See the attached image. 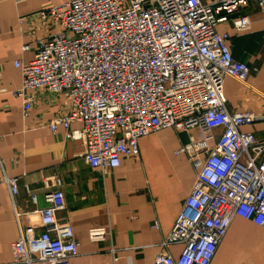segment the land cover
Here are the masks:
<instances>
[{"label": "built area", "instance_id": "built-area-1", "mask_svg": "<svg viewBox=\"0 0 264 264\" xmlns=\"http://www.w3.org/2000/svg\"><path fill=\"white\" fill-rule=\"evenodd\" d=\"M250 4L264 10V0H68L38 15L59 31L39 42L33 60L14 61L21 72L14 95L23 103V117L33 104L30 90L62 94L67 104L50 129L62 126L71 139H81L83 159L93 170L138 157L139 139L163 128L177 133L197 127L198 145L212 144L204 160L199 153L190 158L194 185L161 243L162 249L181 244L183 250L177 259L164 250L152 264H210L235 218L264 226V140L241 131L264 124V112L227 109L224 79L243 83L250 69L232 57L229 33L216 30ZM232 27L245 32L248 16ZM77 122L82 127L69 131ZM214 128L222 133L210 132ZM17 181L2 179L12 203ZM54 184L57 189L43 197L46 207L36 211L40 232L23 228L16 213V263L70 264L78 254L71 226L57 224L65 201L61 180ZM30 199L36 203L34 195ZM87 234L95 242L109 237L103 227Z\"/></svg>", "mask_w": 264, "mask_h": 264}, {"label": "crops", "instance_id": "crops-1", "mask_svg": "<svg viewBox=\"0 0 264 264\" xmlns=\"http://www.w3.org/2000/svg\"><path fill=\"white\" fill-rule=\"evenodd\" d=\"M68 0H0V264L14 262L12 244L18 238V219L23 228L42 230L36 211L46 207L43 197L62 182L65 206L56 213L59 226L70 225L78 244L70 264H152L164 250L177 259L182 245L161 248L195 180L190 158L204 160L212 144L201 147L197 127L186 132L163 128L138 141V157H121L117 168L93 170L83 159L81 139L50 123L61 115L65 97L47 90H30L32 107L23 117L21 99L14 95L21 72L14 61L34 59L39 42L59 31L39 13ZM215 4L221 0H202ZM248 16L249 28L234 32L233 22ZM228 32L232 57L248 65L245 82L224 79L222 98L233 113L264 112V10L250 4L216 27ZM27 47V48H26ZM26 48V50H25ZM80 122L70 125L78 131ZM221 128L210 130L220 135ZM264 140V124L244 127ZM188 147V152H178ZM198 148L199 151L192 152ZM191 150V151H190ZM178 152V154H177ZM3 178H17L18 192L10 199ZM31 195L36 203L31 202ZM158 223V228L153 223ZM103 227L109 237L91 241L88 230ZM210 264H264V226L235 218Z\"/></svg>", "mask_w": 264, "mask_h": 264}]
</instances>
